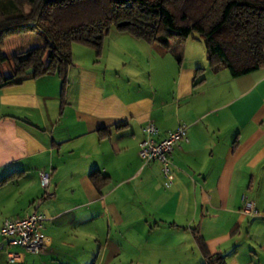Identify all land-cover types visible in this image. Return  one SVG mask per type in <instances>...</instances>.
<instances>
[{
    "label": "crops",
    "instance_id": "obj_1",
    "mask_svg": "<svg viewBox=\"0 0 264 264\" xmlns=\"http://www.w3.org/2000/svg\"><path fill=\"white\" fill-rule=\"evenodd\" d=\"M222 70L194 36L164 47L112 27L99 56L72 44L62 106L56 74L1 87L0 179L16 174L0 184V225L33 210L49 219L40 253L17 247L20 259L1 253L0 264H202L196 235L226 264H264V67L246 89L237 80L250 75ZM246 93L259 101L242 119ZM148 122L159 137L187 126L171 184L138 154ZM39 169L51 172L53 198L42 197ZM94 170L107 177L100 187Z\"/></svg>",
    "mask_w": 264,
    "mask_h": 264
},
{
    "label": "trees",
    "instance_id": "obj_2",
    "mask_svg": "<svg viewBox=\"0 0 264 264\" xmlns=\"http://www.w3.org/2000/svg\"><path fill=\"white\" fill-rule=\"evenodd\" d=\"M11 1L15 12H5L0 6V64L6 60L4 46L10 37L38 32L43 43L10 55L12 73L7 77L0 73V88L56 74L60 78L61 106L72 64V44L94 48L99 56L112 27L164 47L173 40H185L196 30L194 37L203 42L212 71L226 69L230 76L239 77L264 67V0ZM14 174L1 178L0 184ZM90 176L97 187L107 181L97 170ZM196 240L202 264H226L221 253L208 251L201 236L196 235Z\"/></svg>",
    "mask_w": 264,
    "mask_h": 264
},
{
    "label": "built area",
    "instance_id": "obj_3",
    "mask_svg": "<svg viewBox=\"0 0 264 264\" xmlns=\"http://www.w3.org/2000/svg\"><path fill=\"white\" fill-rule=\"evenodd\" d=\"M187 126L180 123L175 129L159 137L158 128L151 122L143 126L145 137L139 143L138 154L143 162L158 161L168 183L173 181L170 155L179 141L186 138ZM38 179L42 188L43 198H53L51 189V172L44 169L38 170ZM243 211L255 213L253 201L243 200ZM49 217L43 212L33 210L21 217H7L0 225V254L5 253L9 262L20 259V254L14 248H21L26 252L40 253L48 243L43 233L45 221Z\"/></svg>",
    "mask_w": 264,
    "mask_h": 264
},
{
    "label": "rangeland",
    "instance_id": "obj_4",
    "mask_svg": "<svg viewBox=\"0 0 264 264\" xmlns=\"http://www.w3.org/2000/svg\"><path fill=\"white\" fill-rule=\"evenodd\" d=\"M5 0H0V6L2 8V10H4L5 12L8 13H12L16 11V7L15 5L12 3L11 0H7V3H4ZM197 32L196 30H193L190 36H196ZM34 42H38L39 44L43 43V38L42 36L38 33V32H28V33H23L20 35H16L13 36L12 38L7 39V43L5 46V53L6 54H12L14 52H16L17 50H20L18 48H28V47H32L34 44ZM18 46L16 48H12L11 46ZM11 63V62H10ZM1 70H4V63L1 64L0 66ZM221 73L224 74H228L226 69H223ZM252 72H249L247 74L244 75H250L249 78H245L244 80H242V78H239V80L237 81H242L241 83L239 82L237 85H239V88H247L248 85L250 86V82L253 83L252 81H255L256 77L254 74H251ZM241 75V76H244ZM239 76V77H241ZM246 77V76H244ZM234 85V84H233ZM234 91L236 90L235 87H233ZM240 90V89H239ZM245 99L244 101V107L241 111H239V117H241L242 119H247L250 114L252 113V110L254 107H256L257 102L259 101V99H251L247 93L244 95ZM232 90H229V94H228V99L230 100V103L234 102L235 99Z\"/></svg>",
    "mask_w": 264,
    "mask_h": 264
}]
</instances>
